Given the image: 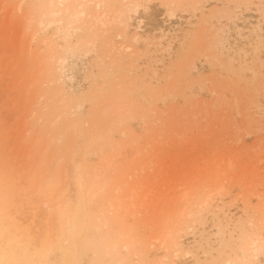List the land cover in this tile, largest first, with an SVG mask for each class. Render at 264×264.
I'll return each mask as SVG.
<instances>
[{
	"label": "rangeland",
	"instance_id": "374dc122",
	"mask_svg": "<svg viewBox=\"0 0 264 264\" xmlns=\"http://www.w3.org/2000/svg\"><path fill=\"white\" fill-rule=\"evenodd\" d=\"M0 264H264V0H0Z\"/></svg>",
	"mask_w": 264,
	"mask_h": 264
},
{
	"label": "bare ground",
	"instance_id": "6f19581e",
	"mask_svg": "<svg viewBox=\"0 0 264 264\" xmlns=\"http://www.w3.org/2000/svg\"><path fill=\"white\" fill-rule=\"evenodd\" d=\"M51 4V3H50ZM76 4V3H75ZM72 6V5H71ZM80 7H81V5H80ZM71 8V7H70ZM73 8H75V7H73ZM75 10H76V8H75ZM74 10V11H75ZM48 12V11H47ZM51 12H52V10H51ZM52 13H54V12H52ZM51 13V14H52ZM55 14V13H54ZM51 16V15H50ZM75 16V15H74ZM76 17V16H75ZM97 19H100V17H97L95 20L97 21ZM97 22H99L100 23V21H97ZM101 24H102V20H101ZM104 25V24H103ZM80 221V220H79Z\"/></svg>",
	"mask_w": 264,
	"mask_h": 264
}]
</instances>
